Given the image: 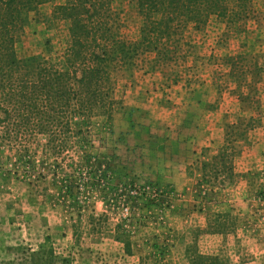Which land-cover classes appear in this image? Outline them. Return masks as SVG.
<instances>
[{"label":"rangeland","instance_id":"rangeland-1","mask_svg":"<svg viewBox=\"0 0 264 264\" xmlns=\"http://www.w3.org/2000/svg\"><path fill=\"white\" fill-rule=\"evenodd\" d=\"M61 2L63 0L44 3L29 14L16 43L18 56L53 59L62 55L68 43L67 23L53 18L52 14L54 6ZM254 7L253 16L236 25L210 16L198 24L189 22L187 26L192 25L194 30L207 29L214 42L216 37L219 39L214 43L215 53H207L203 58L205 65L202 63L201 66L208 77L217 80L218 86L225 90V103H231L227 106L232 110L224 121L235 122L239 117L247 120L251 116L256 123L253 128L257 126L264 131L261 127L264 124V0H255ZM111 11L117 37L128 43L137 40L141 18L135 4L129 0H111ZM179 42L168 46V59L162 62L167 78L166 84L165 76L160 72L161 83L165 86L162 91H174L178 81L192 75L198 65L187 66L186 54L190 48L184 46L180 50L176 46ZM191 52L189 56L193 58L195 49ZM140 58V55L135 58L129 72L116 75V93L122 100V108L112 118L95 117L87 128H83L85 152L64 159L39 154L23 159L29 162L28 166L42 165L40 170L36 167L32 172L25 170L23 163L19 165L0 128V263L11 258L8 247L30 245L34 249L52 246L70 264H168V252L176 249L174 242L178 239L183 243L186 240L187 257H179L176 263L195 264L198 255H205L198 252L196 236V232L201 231L197 226L200 213L205 212L207 216V213L231 209L228 199L232 198V191L229 188L237 177L233 172V180L224 187L217 182L211 183L213 180L207 183L202 176L201 164L204 161L212 163L215 152L206 153L207 159L201 158L205 153L198 152L195 154L197 160L190 165L189 189L182 192L184 207L173 202L172 187L151 176L152 162H140V154L151 153L146 147L154 141L165 142L167 146V150L158 151H170V139L168 127L160 125L152 133L148 132L152 128H140L136 97L130 108L124 104L126 93L140 91ZM200 79L198 76L194 82L198 83ZM232 92L236 94L234 101ZM169 96L168 93L162 95V103L168 104ZM250 131L247 129L239 137L241 151L245 148L244 151L264 153V135L259 136V141L252 147ZM155 149L156 146L152 148ZM239 154L229 161L232 170ZM58 164L72 165L67 169L70 175L67 178L76 181L71 192L65 186L67 182L61 185L52 174L54 165ZM257 172L260 173L244 176L248 188L244 195L256 190L253 197L260 205L254 206L255 210L251 212L238 213V225L246 234L256 236L251 240L253 243L264 241V171ZM178 210L192 222L184 223ZM129 248L130 253H127ZM223 250L228 252L226 248ZM222 255L226 254L218 251L212 256L222 259ZM221 262L223 264V259ZM232 262L230 259L226 263Z\"/></svg>","mask_w":264,"mask_h":264},{"label":"trees","instance_id":"trees-1","mask_svg":"<svg viewBox=\"0 0 264 264\" xmlns=\"http://www.w3.org/2000/svg\"><path fill=\"white\" fill-rule=\"evenodd\" d=\"M50 1L0 0V128L8 149L20 162L16 164L23 163L25 170L32 172L42 165L28 166L23 159L38 154L64 159L87 150L83 130L95 117L108 120L122 108L116 75L129 72L137 56L155 53L156 60L163 62L168 59V46L181 41L189 22L198 24L211 16L236 25L252 17L255 8V0H129L136 6L141 25L139 38L128 43L115 33L111 0H63L52 12L53 18L67 23L68 43L62 55L53 59L18 56L16 43L29 14ZM254 122L250 116L225 123L224 139L211 157L212 163L201 164L207 183L213 180L211 183L221 187L230 184L233 170L229 161L240 153L239 137L252 129ZM68 168L72 165H54L52 174L61 185L67 182L65 186L71 192L76 181L67 178ZM221 215L235 219L229 212H213L209 232L221 231ZM7 250L12 256L0 264H70L52 246H10ZM197 258L195 264L222 263L217 256Z\"/></svg>","mask_w":264,"mask_h":264},{"label":"crops","instance_id":"crops-1","mask_svg":"<svg viewBox=\"0 0 264 264\" xmlns=\"http://www.w3.org/2000/svg\"><path fill=\"white\" fill-rule=\"evenodd\" d=\"M191 26L185 27L182 39L176 46L180 50L184 46L190 48L186 54V62L187 66H194L195 63H198L194 73L188 74L185 79L178 81L174 91H162L165 86L161 83L160 72H162L161 75L165 76L164 83L167 84L163 63L156 60L155 53H145L140 58V91L126 93L124 101L127 108H130L133 97H136L137 108H139L138 112L140 113V128H152L148 131L152 133L153 129L160 127V125L164 128L168 127L169 134L167 137L170 139V151H158L167 150V146L164 145L165 142H149L150 148L147 146L146 151L149 149L151 153L140 154V162L142 160L152 162L149 170L151 176L155 177L159 183L168 184L172 187L173 202L176 205L182 204L184 207L186 206L183 203L185 199L182 198L185 195H182V192L189 189L190 165L198 158L195 154L198 152L205 153L201 158L207 159L206 153H216L224 139L226 121L234 122V120L224 121L225 116L230 115L228 113L232 110L227 106L231 103H225V93L223 92L225 90L218 86L217 80L209 78L206 69L201 66L207 53H215L214 43L219 42V39L216 37L217 40L214 42L207 29L194 30ZM192 49H195L193 58L189 56ZM207 50L209 52H206ZM184 52L182 51V53ZM198 76L201 79L195 83L194 79ZM168 86L171 89V85L168 84ZM167 93L170 95V102L165 104L162 103V95H167ZM232 93V101H234L236 94ZM239 111L240 107L238 113ZM162 113L164 114L162 115ZM256 127L251 129L249 134L250 140L254 143L252 147L259 141V136L264 135L262 128ZM261 127H264V124ZM155 146L156 151H153L152 148ZM244 149L234 159L233 172L237 180L229 188L232 191V198L228 199L231 209L220 211L222 213L229 212L235 219L228 222L225 218L228 216L221 215L218 218V222L223 225L221 231L211 233L208 230V223H212L214 217L210 216L212 213H207L205 216V212H203L200 213V223L197 225L201 229V231L196 232L199 242L198 252L205 255H217L218 251H221L226 254L222 255V257L224 256L222 258L223 264L230 262V259H233L231 264H264V241L251 242L256 236L246 234V231L238 225L240 218L238 213L243 214L244 210L251 212L250 210L254 206L260 205V202L253 197L256 190L244 195V192L248 191L247 179L244 176L260 173L257 171H264V153L256 150L244 151ZM177 214L181 216L184 223L192 222L191 219L189 221L185 219L187 215L182 216L183 213H180L179 210ZM192 216L191 214L190 218ZM182 243L179 239L174 242L176 249L168 252V264H181L176 263V260L179 257L182 259L187 257L185 252L187 242L185 240L181 249ZM225 248L228 249V252L223 250ZM176 250L177 258L174 255ZM244 256H246L245 260L242 259ZM222 259L220 258L221 261Z\"/></svg>","mask_w":264,"mask_h":264}]
</instances>
